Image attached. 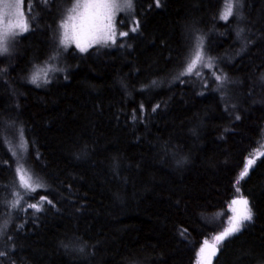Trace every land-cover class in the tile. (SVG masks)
<instances>
[{
  "label": "trees",
  "instance_id": "1",
  "mask_svg": "<svg viewBox=\"0 0 264 264\" xmlns=\"http://www.w3.org/2000/svg\"><path fill=\"white\" fill-rule=\"evenodd\" d=\"M73 3L23 0L0 54V264H196L241 195L253 219L212 264H264V0L227 21L226 0H134L129 35L83 53L59 45ZM200 37L212 67L181 76ZM17 146L43 187L13 208Z\"/></svg>",
  "mask_w": 264,
  "mask_h": 264
},
{
  "label": "snow or ice",
  "instance_id": "2",
  "mask_svg": "<svg viewBox=\"0 0 264 264\" xmlns=\"http://www.w3.org/2000/svg\"><path fill=\"white\" fill-rule=\"evenodd\" d=\"M6 7L9 10L10 15H18L20 19L16 22L15 25L9 24L7 27L0 29V54L7 53L9 51V37L15 36L17 34H22L30 30V21L31 17V6L29 9L28 17H25L23 11V0H16L15 4H7ZM81 7L79 3L74 5L71 9L67 10V15L64 19L61 20L60 29L62 32L59 37V45L67 51L68 47L71 44H75V47L81 52H87L89 48L96 45L107 46L109 42L115 45L117 42V32H116V17L119 12L131 11L133 9V0H98V11L91 18V21L85 31V40L81 43L78 35L75 33L70 34L69 32V22L74 19V15L77 13V10ZM242 7V0H226L224 10L220 14V18L227 21L229 17L234 14L238 18L241 17L239 9ZM123 21H121V24ZM138 25L133 27L131 31H137ZM19 29V32L16 31ZM240 31H243L242 29ZM119 37H125L129 35L127 32H119ZM240 35V32H237V36ZM120 46H123L122 44ZM59 55V52H57ZM56 57H50V60L55 59ZM198 64H203L204 67H212V58L208 57L205 62V52L203 48V38L200 37L197 40V46L193 50L190 62H188L186 69L180 73L183 75H191L194 73L196 66ZM51 68H38L33 75L31 76L30 82L39 86L41 80L43 83H48V72L52 71ZM196 75H200L199 71H195ZM215 74V73H213ZM218 81L225 79L221 76H216ZM155 83V82H153ZM143 107V106H141ZM159 107V105H157ZM155 110V109H154ZM135 119V116L133 117ZM239 119V117H237ZM254 163L253 159H248L244 170L240 173V177L237 179L236 183L239 184L240 179H243L244 176L248 173L249 167ZM17 175L21 182V187L25 188L27 191H36L38 188L43 187L38 178H34L31 172L20 165L17 168ZM237 192H240V188H236ZM17 199L12 202V207L16 208L19 206L20 201L23 199V194L17 192L15 194ZM46 200V197H40V201L37 203L29 204V208H33L36 211H40L43 202ZM51 204L52 201H47ZM232 205H240L238 208L233 209V216L230 217L229 226L224 228L223 232L219 233L214 237L215 243L210 247L212 251L204 258L203 261L198 259L197 264H212L213 257H216L218 252L221 250L220 245L224 240L230 236H234L239 233L247 225L245 221L251 222L253 219L252 208L249 205V201L242 195L238 199L232 200ZM7 222L3 225H0V234H2L3 229L6 228ZM205 246L208 245V241L204 242ZM82 250V249H81ZM200 252H204V247L202 246ZM5 253L0 251V256H4Z\"/></svg>",
  "mask_w": 264,
  "mask_h": 264
},
{
  "label": "rangeland",
  "instance_id": "3",
  "mask_svg": "<svg viewBox=\"0 0 264 264\" xmlns=\"http://www.w3.org/2000/svg\"><path fill=\"white\" fill-rule=\"evenodd\" d=\"M133 2H134V0H133ZM15 3H16V0H0V29L7 27L9 24L15 25L16 22L20 19V17L18 15H10L9 10L6 7L7 4H15ZM77 3H79L81 5V7L77 10V13L74 15V19L69 22V32H70V34H72V33L77 34L79 39L81 40V43H83L85 38H86L85 31H86V29H87V27L91 21V18L98 11V0H74L73 6L76 5ZM132 13H133V9L131 11L119 12L117 14V17L122 16V17H124V19H130L132 17ZM117 17H116V19H117ZM115 23H116V32H118L117 21ZM120 23H121V21H120ZM133 25H134V22L132 20H130L129 29H131L133 27ZM16 31L19 32V29H16ZM61 32H62V29H59V37H60ZM24 33L25 32H23L22 34H24ZM22 34H17L15 36L22 35ZM117 36H118V33H117ZM11 37H13V36H10L9 40L11 39ZM109 43H111V42H109ZM70 46H73L75 49H77L75 47L74 43L71 44ZM14 151H15V154L17 156L16 163H17V168H18L20 165L23 164L22 162H23L24 153L20 154L21 147H18V146L15 148ZM17 168H16V174H17ZM17 191L19 193H22L23 195L31 193L30 191H27L25 188L21 187V182H20L18 175H17ZM15 200H16V197H15ZM8 220H10V219H8ZM8 224H9V222H7V225ZM8 233H9V227L6 226V228L3 229L2 234H0V245L5 242L6 236ZM203 257H204L203 254L201 252H199L198 256H197L196 264H197L198 259L203 261Z\"/></svg>",
  "mask_w": 264,
  "mask_h": 264
}]
</instances>
